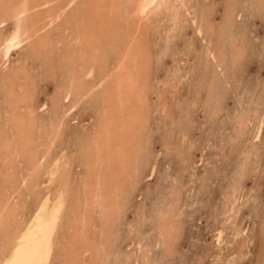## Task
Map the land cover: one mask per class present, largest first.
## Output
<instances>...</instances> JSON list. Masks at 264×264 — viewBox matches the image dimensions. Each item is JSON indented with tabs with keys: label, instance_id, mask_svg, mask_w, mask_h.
<instances>
[{
	"label": "bare ground",
	"instance_id": "1",
	"mask_svg": "<svg viewBox=\"0 0 264 264\" xmlns=\"http://www.w3.org/2000/svg\"><path fill=\"white\" fill-rule=\"evenodd\" d=\"M256 1L264 7V0ZM189 2L0 0V264L129 263V258L112 262L109 252L147 155L154 35L172 41L183 29ZM232 12L226 10L221 39L214 47L210 39L203 50L213 71L225 51L222 37L233 28ZM190 21L198 36L218 33L204 11ZM243 49V40L233 42L234 62ZM167 80L158 95L164 115L171 113ZM79 107L92 113L91 125L78 128L73 142L66 126ZM258 120L253 140L260 135ZM249 122H238L236 131L241 134ZM236 193L227 195L224 213L236 209ZM175 214L164 215L158 230L168 245ZM221 237L219 230L216 241ZM145 252L142 262L148 263Z\"/></svg>",
	"mask_w": 264,
	"mask_h": 264
},
{
	"label": "rangeland",
	"instance_id": "2",
	"mask_svg": "<svg viewBox=\"0 0 264 264\" xmlns=\"http://www.w3.org/2000/svg\"><path fill=\"white\" fill-rule=\"evenodd\" d=\"M256 3L190 0L183 29L172 41L154 35L157 58L148 95L147 155L124 216L116 223L119 234L109 252L112 262L129 258L128 264H264V7ZM228 8L233 10V28L222 37L225 54L219 58L220 68L213 71L204 63L203 50L210 39L213 47L219 41ZM203 11L218 33H194L190 18ZM237 39L243 40L244 49L234 62L230 51ZM166 80L172 86L166 94L173 117L158 107ZM72 115L75 120L67 123L66 133L74 134V142L79 129L90 128L92 113L79 107ZM259 118L260 135L253 140ZM245 120L252 125L249 122L240 134L236 125ZM77 169L78 182L83 168ZM234 192L236 209L226 214V201ZM169 212L176 213L169 225L175 227L170 245L158 231L161 218ZM219 230L223 238L217 242ZM143 252H148L150 262H142Z\"/></svg>",
	"mask_w": 264,
	"mask_h": 264
}]
</instances>
